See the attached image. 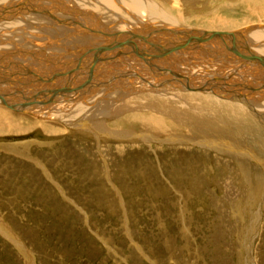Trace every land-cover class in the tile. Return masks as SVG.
Wrapping results in <instances>:
<instances>
[{
    "label": "bare ground",
    "instance_id": "6f19581e",
    "mask_svg": "<svg viewBox=\"0 0 264 264\" xmlns=\"http://www.w3.org/2000/svg\"><path fill=\"white\" fill-rule=\"evenodd\" d=\"M188 1L0 0V133L28 128L9 112L96 133L112 121L121 145L264 161V0Z\"/></svg>",
    "mask_w": 264,
    "mask_h": 264
},
{
    "label": "rangeland",
    "instance_id": "374dc122",
    "mask_svg": "<svg viewBox=\"0 0 264 264\" xmlns=\"http://www.w3.org/2000/svg\"><path fill=\"white\" fill-rule=\"evenodd\" d=\"M6 115L29 125L0 133V264H264L259 157Z\"/></svg>",
    "mask_w": 264,
    "mask_h": 264
}]
</instances>
